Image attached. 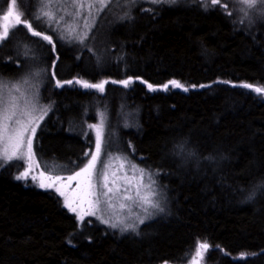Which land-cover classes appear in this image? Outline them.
Listing matches in <instances>:
<instances>
[{"label":"trees","instance_id":"1","mask_svg":"<svg viewBox=\"0 0 264 264\" xmlns=\"http://www.w3.org/2000/svg\"><path fill=\"white\" fill-rule=\"evenodd\" d=\"M10 2L1 1L0 16ZM38 3L17 0L16 10L31 5L27 19ZM207 4L134 5L104 23L97 44L79 48L36 21L34 30L55 47L18 26L15 32L48 52L38 101L51 109L34 142L44 170L81 167L93 147L88 125L106 111V141L118 140L109 148L157 172L166 204L131 233L78 225L55 193L17 180L20 167L9 163L0 167V264H191L197 241L210 246L199 264H264V92L254 90L264 88V17L242 21L229 3ZM5 57L0 69L7 74L19 55ZM128 78V88L108 83L104 93L75 83L56 87V80ZM171 80L188 90L164 89Z\"/></svg>","mask_w":264,"mask_h":264},{"label":"snow or ice","instance_id":"2","mask_svg":"<svg viewBox=\"0 0 264 264\" xmlns=\"http://www.w3.org/2000/svg\"><path fill=\"white\" fill-rule=\"evenodd\" d=\"M38 2L43 3V0H38ZM120 0H57L55 3H46L43 4V7L51 9V11L42 12L39 16H31L28 14V18L24 19V15L29 13V9H26L25 12L17 11V0H11V3L8 6L7 11L0 16V45L3 42L15 35V31L19 30L18 26L23 24L24 27L32 33L33 36L40 37L50 44H53L55 47L52 37L50 35H42L41 31L34 30L33 23L36 20H43L47 17L49 24L63 23L66 27L61 31L59 39H75L80 43H84L86 38L89 35V30L92 25L95 23L96 17L100 15L101 12L108 10L109 4H118ZM132 3L137 2V0H131ZM151 3H161V0H150ZM163 2L174 3L175 0H163ZM20 3H23V0H20ZM222 0H211L212 5L220 4ZM228 0H223L222 6H226ZM243 7L240 11L243 13V19L249 20L251 22L252 14L259 12V14L264 17V0H241ZM205 10L208 9L207 0H204ZM87 8V15H84V10ZM63 11L64 15H59L58 12ZM231 14V13H229ZM83 19L84 21V31H78V21ZM71 21V23H69ZM66 33V35H65ZM55 76V73H53ZM73 83L80 85L84 89H95L100 93L105 92V85L108 83L119 84L125 88H128L132 83V78L122 79V80H101L98 83H90L87 80L76 79L61 81L56 80V87H63L64 84L72 85ZM226 83V82H225ZM2 84V82H0ZM172 85L175 88H183L184 91H187L188 88L182 85L176 80H171L168 84H164L162 87L167 89L168 86ZM149 90H155L152 84L147 85ZM244 88H253L251 84L241 85ZM204 87V85H201ZM18 90V89H17ZM254 90L257 93L264 92V88L256 87ZM19 97H10L5 98L0 94V109H2V120H0V167L7 166L13 160H22L25 157L24 146L26 140L27 147V156L28 159H31L34 156L33 152V138L32 136L25 137V133L29 130L28 124H24L21 120H14L16 116L18 107H19ZM30 107V102H25V109ZM51 109V105L45 107L42 112L43 114L39 116V120H43L44 116L47 115V112ZM24 115H30L29 111H25ZM99 123L89 124L88 128L95 131V152L85 153V156H90L88 162L84 167L80 168L79 171H75L74 174L67 176V181L71 183L76 181V192L73 194V198L69 199L65 191L62 190L63 187L67 185H62L57 187V182L62 181L64 178L59 175H48L45 176L44 172L40 173L41 188H55L57 193L65 197V206L72 212L77 211V207L74 206L79 202L80 205H83L85 202L88 204V209L84 212V215L95 216L97 212L100 211V205L104 202H108L109 207H111L110 201L113 198L120 196L123 193V199L127 201H132L133 203L141 206L146 213L145 217L139 219L140 223L144 222V219L150 218L153 214L149 209H155L160 212H163L164 209L161 206L160 200L157 198L159 193L156 191V181L153 179V174L146 173L145 169L139 168L136 164H132L128 160L127 156L116 157L115 159L120 160V169L118 171L124 172V175H118L117 172H112L111 179L109 177L108 170L111 168V163L105 165L101 160V153L104 146V136H105V127L107 124V114L105 112H100L99 114ZM12 121L14 124H20V128H12V134H9V129L11 125L8 123ZM29 124L32 123V120H29ZM31 132L35 134L36 128L32 127ZM98 164L100 168L98 169ZM125 164L129 165V168L125 169ZM79 167V165H77ZM45 171H48L45 168ZM128 171L131 172V175H128ZM31 168H26L24 171L20 172L16 176L17 180L27 179L30 175ZM138 174V175H137ZM145 176L148 178V182L145 183ZM33 180H36L37 177L33 175L31 177ZM102 180V182H101ZM48 181V183H45ZM134 190V194H133ZM103 198V199H102ZM251 199V197H249ZM124 203L120 204L121 208L126 207ZM80 220H83V215L78 217ZM97 218L101 219L102 223L109 224L112 228H117L118 225H123L121 228L122 232L126 231H135V224H124L123 220L117 219L115 222H111L103 219L102 216ZM209 244L205 242L197 241L196 253L193 258V264H199V259H203L204 252L209 249ZM204 250V251H201ZM243 255V254H242Z\"/></svg>","mask_w":264,"mask_h":264},{"label":"rangeland","instance_id":"3","mask_svg":"<svg viewBox=\"0 0 264 264\" xmlns=\"http://www.w3.org/2000/svg\"><path fill=\"white\" fill-rule=\"evenodd\" d=\"M0 0V5H1ZM184 1H189V0H175L174 3H167L163 2L161 0V4H164L166 6L170 4H175L179 2H184ZM55 3L57 0H43V3L39 2L37 5V8L35 9V13L33 16H39L42 14V12H47L51 11L49 8L43 7V4L46 3ZM63 2V0H61ZM87 2H90V0H87ZM211 3V0H209ZM11 3V2H10ZM223 3V2H222ZM222 3L216 4L213 6L220 5L224 9H230L232 12L236 15L235 17L237 19H240L242 21H248L247 19H243V13L240 11V9L243 7V4L241 3V0H228L229 5L227 4L226 6H222ZM160 3H151L150 0H137V2L132 3L131 0H120L118 4H109L108 10H105L104 12H101L99 16L96 17L95 23L92 25L91 29L89 30V35L84 41V43H80L78 40L75 39H59L58 37L61 34V31L66 27L63 23L61 24H56L52 23L49 24L47 21V17H45L43 20H36L37 27L41 29H46L47 32H50L52 35L55 36V38L60 41L61 43L68 44L69 46H73L76 48L88 46L90 43L92 45H95L99 42L98 40V35L101 34L103 31L102 26L104 23H109L111 21L116 20L121 14L125 11L130 10V7H133L134 5L136 6H155ZM143 5V6H142ZM212 5V4H211ZM9 6V4H8ZM1 7V6H0ZM134 7L133 9H135ZM2 9V8H1ZM8 9V8H7ZM7 11V10H6ZM59 15H64L63 11H59L58 15L56 18L59 17ZM84 15H87V8L84 10ZM260 16L259 12H255L252 14L251 21L254 20L255 18H258ZM71 23V21H69ZM84 21L83 19H80L78 21V31L82 32L84 31ZM16 36L15 39L16 41L7 43L8 45H3L0 48V62H6L7 57H5L8 54V51L15 52L19 55L18 62L13 63V67L15 68H8V73L5 74L1 69H0V94H2L5 98H10V97H19V107L16 113V116L14 117V120L18 119L23 121L24 124H28V131L25 133V137L27 138L28 136H32L33 138V152L34 156L31 159H28L27 156V147H26V140H25V146H24V152H25V157L22 160H13L12 162H16L19 167H20V172L24 171L26 168H31L30 175L27 179H23L25 182H31L35 186H37L40 189L48 190L53 193H55L61 200L62 205L71 213L74 215L76 218L78 225L83 224L84 222L88 223H95L98 226L102 227L105 230H108L110 232H116L120 235L125 234V233H131L134 231H126L122 232L121 228L123 225H118L117 228H112L109 226V224H105L101 222V219L97 218L98 216H102L103 219L108 220L111 222H115L117 219L123 220L124 224H135L137 227L141 223L139 222V219L142 217L146 216V213L144 212L143 208L132 201H127L123 199V193L120 194V196L113 198L110 203L111 207H109L108 202L102 203L100 207V211L97 212V215L95 216H90V215H84V212L88 209V204L85 202L83 205H80L79 202H77L76 206L77 211L72 212L68 209V207L65 206V197L60 196L55 188H41L40 182H41V177L40 173L43 171L45 176L48 175H59L63 177L64 179L60 182H57V187H61L62 185H67V187H63L62 190L65 191L67 194V197L69 199L73 198L74 192H76V181H72L69 183L67 181V176L74 174L75 171H79L80 168L84 167V165L88 162L90 159V156L87 157L85 162L81 167L76 169L75 171L71 173H65V174H60L57 171H53L51 169H48V171H45L43 168V165L38 161L37 156L34 151V142H35V134L31 132V128L35 127L36 131L37 128L42 120H39V116L43 114L42 108L39 104L38 101V91L40 89L41 84H43L42 79L46 77L47 72H49L48 67H46L47 61H48V52H45L43 50L44 46L40 44V42H37L36 40H27L25 36L22 34L15 32ZM66 35V33H65ZM35 37V36H34ZM19 38V41L17 40ZM39 39V38H38ZM48 45V43H47ZM12 46V47H10ZM19 50V51H18ZM93 53L92 55L95 57V59L98 58L94 50H92ZM96 56H95V55ZM91 56L89 53L84 55V58L87 56ZM4 60V61H2ZM85 60V59H84ZM11 66V65H10ZM56 64L55 62L51 64V67H55ZM18 89V90H17ZM264 97V94H262ZM29 101L30 102V107L28 109H25V102ZM25 111H29L30 115H24L23 113ZM2 109H0V120H2ZM45 117V116H44ZM29 120H32V123H28ZM11 127L9 129V134H12V128H20V124H14L12 121L8 122ZM95 123H99V120H97ZM92 123V124H95ZM90 130V129H89ZM93 138V147L90 151V153L95 152V131L90 130ZM104 146H103V151L101 153V160L105 165L111 163V168L107 169L109 173V177L111 179V174L112 172H117L118 175H124V172L118 171L120 169V164L121 161L115 159L116 157L120 156H127L128 160L131 161L132 164H136L139 168L140 167L136 161H134L128 154L126 153H119V150H111L109 146H113L117 148L118 146V140L115 139H108L106 141V137L104 136ZM118 151V152H117ZM100 168V165L98 164V169ZM129 168L128 164H125V169L127 170ZM146 173H151L153 174V179L156 181V191L159 193V196L157 197L160 200L161 206L163 209L165 208L166 200H165V193L160 186L158 179H157V172L150 171L145 169ZM18 173V175L20 174ZM35 175L37 177L36 180H33L31 177ZM128 175H131V172L128 171ZM138 175V174H137ZM102 182V180H101ZM148 182L147 176H145V183ZM45 183H48V181H45ZM134 194V190H133ZM103 199V198H102ZM124 203L127 205L124 208L120 207V204ZM153 214L151 215L150 218L156 216L160 211L155 210V209H149ZM83 215V220H80L78 217ZM144 219V222L147 221L148 219ZM136 227V228H137ZM191 264H193V260L191 261Z\"/></svg>","mask_w":264,"mask_h":264}]
</instances>
